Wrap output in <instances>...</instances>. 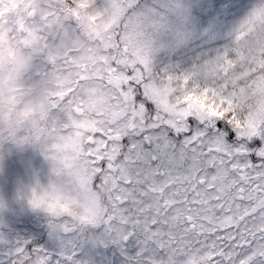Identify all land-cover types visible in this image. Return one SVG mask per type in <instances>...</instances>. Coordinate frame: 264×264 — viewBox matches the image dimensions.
<instances>
[{
	"label": "snow or ice",
	"instance_id": "1",
	"mask_svg": "<svg viewBox=\"0 0 264 264\" xmlns=\"http://www.w3.org/2000/svg\"><path fill=\"white\" fill-rule=\"evenodd\" d=\"M170 6L59 0L70 38L103 54L73 114L53 111V179L29 199L56 246L0 237V264H90L85 246L109 243L124 264H264V0L231 47L158 67Z\"/></svg>",
	"mask_w": 264,
	"mask_h": 264
},
{
	"label": "rangeland",
	"instance_id": "2",
	"mask_svg": "<svg viewBox=\"0 0 264 264\" xmlns=\"http://www.w3.org/2000/svg\"><path fill=\"white\" fill-rule=\"evenodd\" d=\"M1 2L5 11L0 18V49L44 51L40 59L34 54L14 94L19 95L13 98L15 104L0 106V237L9 243L13 239L27 240L33 247L51 249L56 242L50 235L49 222H43L42 216L47 213L31 206V191L37 188V182L39 186L47 188L53 179V163L44 154L53 129V111L73 114L70 101L79 93L82 83L90 82L89 78L98 68L103 46L101 44L99 51L93 43H90V48L86 47L85 41L77 35L70 38L66 24L57 25L44 40L52 25L49 5H59V0H25L23 5V0ZM159 2L161 0H142L145 7ZM258 3L259 0H170L171 6L163 14L164 27L156 36V50L152 54L154 62L158 67H190L213 58L233 45L241 26ZM31 10L35 11L34 14L27 15ZM21 22L25 33L22 36L24 40L22 38V42H19L8 28L15 23L23 30ZM55 56L69 60L59 63L64 67L56 74L53 70L59 64L54 63ZM43 60L54 63V69ZM34 90H42V95L36 98L37 91ZM60 95L64 101L67 98L69 101L59 104ZM33 98L36 99L29 105L28 101ZM85 107L89 112L94 110L91 105L86 104ZM14 114L21 118V127L23 123L38 128L43 122L44 139L32 140L23 129L17 133V140L4 139V134L13 136L10 125ZM33 212L34 221L30 217ZM39 226L43 228V237L37 241L36 237L41 233ZM128 251L134 252V245H129ZM82 259H87L90 264H124L121 249L110 243L106 246H85Z\"/></svg>",
	"mask_w": 264,
	"mask_h": 264
},
{
	"label": "trees",
	"instance_id": "3",
	"mask_svg": "<svg viewBox=\"0 0 264 264\" xmlns=\"http://www.w3.org/2000/svg\"><path fill=\"white\" fill-rule=\"evenodd\" d=\"M25 2V0H23V2L21 3V5H23ZM3 7V3L1 2L0 0V18L2 17V15L4 14V11H5V8H2ZM49 8H50V11H51V14H50V17H51V23L52 25L50 26V28L48 29V31L46 32L47 33V36L45 35V41L48 39V36L51 35V33L53 32V28H57V25H67V23L62 19V18H58L57 16V12H58V8H59V5H56V4H53L52 5H49ZM35 11L31 10L29 11L28 13H26L27 15H31V14H34ZM22 18H24V15L22 16ZM22 26H23V30L19 27V25L13 23V26L9 27L8 29L9 30H12L11 33H14L15 38L16 40H18L19 42H22V36H23V33H25V28H24V24L21 22ZM14 25L16 26V28H13ZM45 28V27H44ZM47 28V27H46ZM27 29V28H26ZM78 38H80L82 41H85V46L90 48L91 47V44H95L97 46V48L99 49V51L101 50V43L96 41L95 39L91 38V36L87 33V32H81L79 33L78 35ZM15 40V41H16ZM24 40V38H23ZM87 42V43H86ZM91 43V44H90ZM44 51V49H39L37 52L34 51L33 53L36 55V56H39V59L41 58V53ZM42 60V59H41ZM54 63H66V61L69 62V60L67 59H64V58H57V56L54 57ZM43 62L45 63H49V65L51 66L52 70L54 69V63L52 62H47V61H44ZM62 67H64V64H59L58 68L53 70V73H59L61 70H62ZM61 86L63 85L62 83H59ZM18 93L16 95H13L10 100L8 101L7 105H13L15 104V101H13V98H16L18 97ZM20 100H22V97H20ZM67 101L68 98L66 99ZM66 100L64 101L63 97L60 95L59 98H58V102L59 104H62L63 102H66ZM15 108V107H14ZM13 120L11 121V128H12V133H13V136L12 137H9L8 134H4V139H7L9 141H12V140H17L18 139V136H17V133L21 132V130L23 129L25 131V135H27L28 137H31V139L33 140L34 138L35 139H38V140H41V139H44V136L43 133H45V130H44V123L43 122H40L42 123L41 125H39L38 128L36 127H33V126H27V125H24L22 123V127L20 126L19 123H21V118L20 117H17L15 114L12 116ZM45 120L48 121V118L44 117ZM27 132V134H26ZM30 134V135H29ZM33 136V138H32ZM23 140V139H22ZM29 140V139H28ZM30 141V140H29ZM31 142V141H30ZM35 212H33L31 214L30 217H32V221H34V218H35ZM43 218V222H49V218H48V214H46V216H42ZM42 222V223H43ZM18 223V222H17ZM42 230L43 228L41 226H39V231L41 232L40 235L37 238V241L38 239H40L41 237H43L42 235ZM16 238V236H14ZM27 242V240H24ZM30 241V240H29ZM17 242L16 239H13L10 243H15Z\"/></svg>",
	"mask_w": 264,
	"mask_h": 264
},
{
	"label": "clouds",
	"instance_id": "4",
	"mask_svg": "<svg viewBox=\"0 0 264 264\" xmlns=\"http://www.w3.org/2000/svg\"><path fill=\"white\" fill-rule=\"evenodd\" d=\"M33 52H24L21 49H0V106H7V102L20 87L25 73L28 71ZM37 91V97L42 95V90ZM29 100L31 105L34 102ZM23 147V145H18Z\"/></svg>",
	"mask_w": 264,
	"mask_h": 264
}]
</instances>
